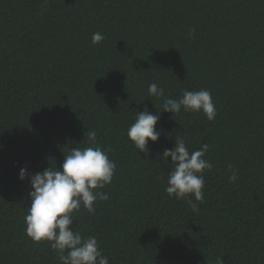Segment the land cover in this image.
Here are the masks:
<instances>
[{"label":"trees","instance_id":"1","mask_svg":"<svg viewBox=\"0 0 264 264\" xmlns=\"http://www.w3.org/2000/svg\"><path fill=\"white\" fill-rule=\"evenodd\" d=\"M0 264H264V0H0Z\"/></svg>","mask_w":264,"mask_h":264}]
</instances>
